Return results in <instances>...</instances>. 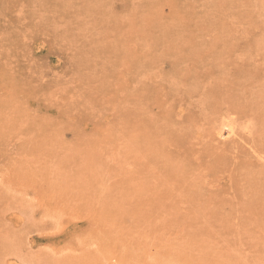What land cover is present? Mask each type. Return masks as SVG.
Wrapping results in <instances>:
<instances>
[{
	"label": "rangeland",
	"instance_id": "374dc122",
	"mask_svg": "<svg viewBox=\"0 0 264 264\" xmlns=\"http://www.w3.org/2000/svg\"><path fill=\"white\" fill-rule=\"evenodd\" d=\"M0 264H264V0H0Z\"/></svg>",
	"mask_w": 264,
	"mask_h": 264
}]
</instances>
